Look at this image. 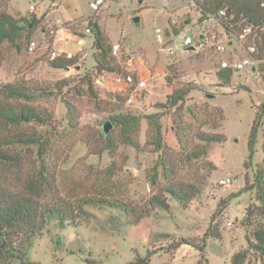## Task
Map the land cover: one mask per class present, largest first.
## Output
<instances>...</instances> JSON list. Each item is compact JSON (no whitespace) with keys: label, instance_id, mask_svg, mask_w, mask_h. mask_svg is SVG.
<instances>
[{"label":"rangeland","instance_id":"rangeland-1","mask_svg":"<svg viewBox=\"0 0 264 264\" xmlns=\"http://www.w3.org/2000/svg\"><path fill=\"white\" fill-rule=\"evenodd\" d=\"M91 1L0 0V8L31 25V36L19 42L20 48L0 44V86L26 81L54 92L33 103L54 111L57 128L64 132L58 153L46 159L61 194L97 193L100 188L122 197L129 208L126 213L88 205L89 215L64 227L50 219L29 247V262L131 264L137 255L152 250L149 264H232L234 253L246 249L247 264H264L248 241L253 239L252 223L263 219L256 170L264 161V66L256 73L235 72L226 82L218 60L230 52L218 54L205 44L169 54L168 44L158 43L159 27L168 29L169 39L183 32L222 30L215 22L203 23L194 0H104L98 10L90 7ZM135 16H140L138 23ZM57 19L64 25L52 35ZM91 21H99L108 38L109 65L101 70L94 59V33L86 31ZM34 40L37 46L31 48ZM233 47L239 48L236 41L228 44ZM58 58H71L74 64L56 67L52 61ZM127 73L146 79L147 89L120 90L116 81ZM176 89L187 93L180 106L172 107L167 99ZM69 104L78 114L76 128L66 117ZM119 113L140 117L139 128L131 132L139 149L123 143L122 129L109 120ZM152 114L160 122L168 178L156 150L158 124L149 122ZM257 114L261 118L250 158L249 138ZM108 121L116 142L113 153L100 135ZM38 129L30 124L24 131ZM44 129L50 130V125ZM206 135L220 140L207 141ZM22 154L19 178L12 167L0 163V181L12 190L24 186L39 162L34 149ZM112 164L114 173L108 170ZM224 179L231 182L222 184ZM173 183H182L186 191L196 188L197 195L183 204L165 191ZM156 194L168 199L169 210L150 205ZM141 215L139 223L125 224ZM183 239L188 243L175 249Z\"/></svg>","mask_w":264,"mask_h":264},{"label":"trees","instance_id":"trees-1","mask_svg":"<svg viewBox=\"0 0 264 264\" xmlns=\"http://www.w3.org/2000/svg\"><path fill=\"white\" fill-rule=\"evenodd\" d=\"M194 2L197 7L201 6L203 8V14L205 12H215L224 7L234 13L233 19H230V12H228L229 14L223 17L222 22L226 33L229 34V40L233 38L229 33L230 30L238 34L246 24H261L264 27V5L262 0H202V2L194 0ZM202 17L204 20V16ZM242 19H244V22H241ZM89 26L92 27L94 33L93 46L96 48L94 59L101 70L104 69L105 64L109 65L108 38L105 36L99 21H91ZM30 36V23L23 24L20 18L14 17L3 8H0V44L9 42L20 48L19 42L25 38L28 39ZM262 37L264 43V31ZM228 43L230 44V41ZM260 56L264 58V53H261ZM52 64L56 67H69L74 64V61L71 58L67 60L58 58L53 60ZM235 72L238 71L221 69L220 76H223L226 82H229ZM133 76L136 79L139 78L137 74ZM116 85L120 87V90H132L135 86L125 80L116 81ZM56 88L61 90V86L57 87L56 85ZM52 92L50 89L49 94L47 89L29 85L26 81L8 82L0 86V163L12 167L13 175H18L19 178L23 159L22 153L34 149L39 161L36 169L33 172L31 170V173L26 177L24 186L12 190L0 181V264H34L29 262L28 259L29 247L32 241L43 232L50 219L58 220L63 227L75 225L79 219L89 215L86 210L88 205L98 208L112 207L126 213L129 212V208L122 197L102 193L100 188H97V190L95 188L97 193L87 190L72 196L66 193L61 194V188L57 184V179L52 177L46 159L47 156L51 158L58 153L59 143H62L65 139L64 132L57 128L54 111L49 112L47 108L33 103L42 97L51 95ZM186 93L187 91L176 89L168 96L167 101L170 102L172 107H178ZM153 116L155 115L149 116V122L158 124L155 131V135L159 140L156 150L160 152L159 159L160 165L164 168V177L168 178L171 173L170 163L167 156H165L167 151L161 142L159 119H152ZM66 117H68V122L72 127H78V114L71 104L68 105ZM260 118L261 115L257 114L251 128L249 138L250 158L253 156ZM109 120L122 129L123 143L136 149L140 148L139 142L131 136V132H136L140 126V117L119 113L118 115H111ZM30 124H35L40 129L25 132V126ZM49 125L50 130L44 129L45 126ZM100 135L106 140L109 152L113 153L116 146L113 134L111 132H101ZM203 139L219 141L220 136L206 135ZM113 168L112 164L108 170L114 173ZM256 177L264 204V161L258 166ZM152 183L154 185L158 183L157 175H154ZM165 191L183 204L195 197L198 192L196 188L190 189L191 192L186 191L182 183H173ZM48 193H50L49 199L46 198ZM149 203L152 207L163 210L170 209L168 199L159 194L153 195ZM261 211L263 219H260L255 225L252 223L253 239H248V241L250 249L259 253L260 259L264 263V205L261 207ZM142 217L143 215L130 221L127 220L125 224H137ZM182 243H188V241L183 239L174 248L177 249ZM248 253L249 250L246 249L234 253L232 264H247ZM152 255L153 251L147 250L145 256L137 255L131 264H149ZM93 262L91 264H94Z\"/></svg>","mask_w":264,"mask_h":264},{"label":"built area","instance_id":"built-area-1","mask_svg":"<svg viewBox=\"0 0 264 264\" xmlns=\"http://www.w3.org/2000/svg\"><path fill=\"white\" fill-rule=\"evenodd\" d=\"M200 2H202V0H200ZM103 3L104 0H92L90 2V7L94 10H98ZM262 4L264 5V0H262ZM199 9L202 16H204L203 23L210 24V22H215L219 27H221L222 30L214 31L209 28L207 31H203L198 34L183 32L181 34L179 33L178 36H175V33L171 31L174 35V39H169L167 37L169 36L168 29L159 27L156 29L158 43H160L162 47L168 44V47L166 49L169 54H174L179 50L185 51L187 49H198V47L207 44L218 54H224L227 52L231 53V55L220 58L218 60L220 69H232L238 72L249 70L252 73L260 71L262 65L264 64V58L260 56L261 53H264V43L262 37L264 27H262L261 24H246L242 27L241 31L238 34L230 30L229 33L233 36V38L229 40V34L226 33L225 27L222 24L223 17H226V15L229 14L228 12H230L228 8L224 7L219 9L218 11L209 13L205 12L204 14L203 8L201 6H199ZM34 10L35 6L32 5L31 11ZM233 16L234 13L230 12L229 18L233 19ZM241 22H244V19H242ZM63 25L64 23L60 19H57L54 23V26L57 29H50L51 34L55 35L56 33H58L59 29H61ZM86 31L92 33L93 29L89 26L87 27ZM222 36L225 37L227 41H230V43L236 41L237 45L240 49H243L244 53H240V51H238L239 48L236 49L233 47L232 49H229V43H226L225 39L222 38ZM30 45L31 48H35L37 46V42L35 40L31 41ZM118 49L119 44L114 45V51L116 52ZM56 55V52L52 53L53 58H55ZM118 80H125L126 82L135 85V92H138L139 90L143 91L147 89L148 86L146 79H143L141 77L136 79L132 74L124 75ZM133 94L134 93L130 94L129 96L130 102L133 100ZM230 182L231 179H224L221 181L222 184H228Z\"/></svg>","mask_w":264,"mask_h":264},{"label":"water","instance_id":"water-1","mask_svg":"<svg viewBox=\"0 0 264 264\" xmlns=\"http://www.w3.org/2000/svg\"><path fill=\"white\" fill-rule=\"evenodd\" d=\"M134 21L138 23L140 21V16H135ZM111 127H112V125H111L110 121L105 123L104 124V132L109 133V131L111 130Z\"/></svg>","mask_w":264,"mask_h":264},{"label":"crops","instance_id":"crops-1","mask_svg":"<svg viewBox=\"0 0 264 264\" xmlns=\"http://www.w3.org/2000/svg\"><path fill=\"white\" fill-rule=\"evenodd\" d=\"M230 44H232V43H230Z\"/></svg>","mask_w":264,"mask_h":264}]
</instances>
